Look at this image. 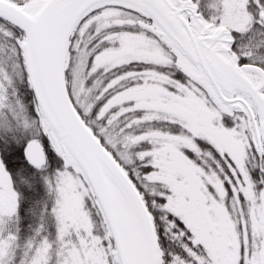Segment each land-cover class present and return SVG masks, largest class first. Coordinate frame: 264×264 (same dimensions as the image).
Instances as JSON below:
<instances>
[{"label":"snow or ice","instance_id":"6c2138e0","mask_svg":"<svg viewBox=\"0 0 264 264\" xmlns=\"http://www.w3.org/2000/svg\"><path fill=\"white\" fill-rule=\"evenodd\" d=\"M0 264H264V0H0Z\"/></svg>","mask_w":264,"mask_h":264}]
</instances>
